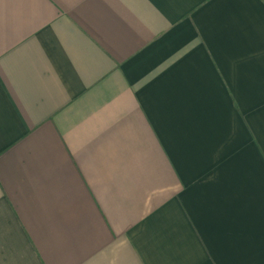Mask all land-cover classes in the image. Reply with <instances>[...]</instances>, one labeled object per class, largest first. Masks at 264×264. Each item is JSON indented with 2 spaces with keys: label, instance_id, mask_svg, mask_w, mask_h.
Segmentation results:
<instances>
[{
  "label": "crops",
  "instance_id": "crops-1",
  "mask_svg": "<svg viewBox=\"0 0 264 264\" xmlns=\"http://www.w3.org/2000/svg\"><path fill=\"white\" fill-rule=\"evenodd\" d=\"M0 264H264V0H0Z\"/></svg>",
  "mask_w": 264,
  "mask_h": 264
}]
</instances>
